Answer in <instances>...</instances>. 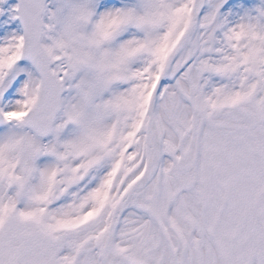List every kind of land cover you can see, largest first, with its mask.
<instances>
[{
	"label": "snow or ice",
	"instance_id": "6c2138e0",
	"mask_svg": "<svg viewBox=\"0 0 264 264\" xmlns=\"http://www.w3.org/2000/svg\"><path fill=\"white\" fill-rule=\"evenodd\" d=\"M0 264H264V0H0Z\"/></svg>",
	"mask_w": 264,
	"mask_h": 264
}]
</instances>
